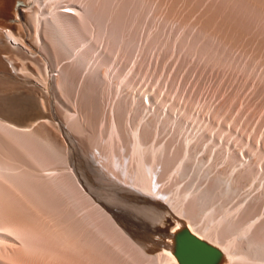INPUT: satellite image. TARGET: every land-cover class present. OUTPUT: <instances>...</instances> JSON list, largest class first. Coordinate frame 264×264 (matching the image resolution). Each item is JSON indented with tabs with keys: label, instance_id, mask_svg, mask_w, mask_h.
Segmentation results:
<instances>
[{
	"label": "bare ground",
	"instance_id": "6f19581e",
	"mask_svg": "<svg viewBox=\"0 0 264 264\" xmlns=\"http://www.w3.org/2000/svg\"><path fill=\"white\" fill-rule=\"evenodd\" d=\"M151 1L0 0V264H264V0Z\"/></svg>",
	"mask_w": 264,
	"mask_h": 264
},
{
	"label": "rangeland",
	"instance_id": "374dc122",
	"mask_svg": "<svg viewBox=\"0 0 264 264\" xmlns=\"http://www.w3.org/2000/svg\"><path fill=\"white\" fill-rule=\"evenodd\" d=\"M160 3H159V0H152L151 2H150V4L148 5V9H147V11H146V14L144 15V17L146 18H143L144 20L141 22V26L138 28L139 30H138V34H139V43L137 44V48H135L134 49V51H133V53L131 54V55H129V57H125V54H123V59H121V56H120V61L122 62V63H124V61H125V65L126 66H128V65H131L132 63H136V61H138L137 59H139L141 56H143V55H148L149 57L151 56V55H155V56H157L158 54H159V52L161 51V50H163V51H167V47H168V45H169V43H172V42H174V40L177 38V37H180V36H182L183 34H186V33H188V27L187 26H185L184 24H182L181 23V20L179 19V18H175V19H173V20H171V21H169V22H167L166 23V25L164 24V19H165V17H164V9H163V7H159L160 5H159ZM159 5V6H158ZM150 6V7H149ZM152 7V8H151ZM150 8V9H149ZM159 9H161V10H159ZM150 10V11H149ZM153 13V14H152ZM155 13H157V15L155 14ZM148 14V15H147ZM152 15H155L154 17H152ZM152 17V18H151ZM158 19H157V18ZM150 18H151V20H150ZM194 18V17H193ZM11 21V20H10ZM145 21V22H144ZM150 21H152V22H150ZM154 21H155V24H154ZM173 21V22H172ZM149 22L151 23V24H149ZM180 22V23H179ZM144 23V24H143ZM142 24L144 25V26H142ZM149 24V25H148ZM168 25V26H167ZM151 26V27H150ZM143 27V28H142ZM168 28V29H167ZM148 29V30H147ZM157 29H161V38L163 39V43H164V45H162V44H160V45H157L155 48H153V49H148V45H146V44H148V41H149V34L152 32V31H154V30H157ZM141 30V31H140ZM143 30V31H142ZM145 31V32H144ZM141 33V34H140ZM168 33V34H167ZM147 35V36H146ZM166 36V37H165ZM145 41V42H144ZM170 41V42H169ZM144 42V43H143ZM141 44H143V46L141 45ZM162 45V46H161ZM165 48V49H164ZM174 48V50H172ZM145 49H146V51H145ZM178 49V50H177ZM239 50V51H238ZM238 50H235V56H239V55H241L240 53L242 52L241 51V48H239ZM144 51V52H143ZM153 51V52H152ZM175 51H177V52H175ZM238 51V52H237ZM241 51V52H240ZM120 52H122V51H120ZM171 52V53H170ZM172 54H174V55H180V56H182V57H185L186 58V61L187 62H189V61H193V62H195V63H197V64H202L203 62L201 61V60H199L196 56H194V55H190L189 53H185V50H181V49H179V48H177V46L176 47H174V46H172L171 47V49L169 50V55L167 56V58H169ZM120 55V53H118L117 54V57ZM242 56V55H241ZM242 58H244L243 56H242ZM264 57H261V59L259 58V59H257L256 60V62L254 63V65L255 66H257L258 68H259V70H260V73L262 72V70H264V65H263V59ZM126 59V60H125ZM135 59V61H133ZM192 59V60H191ZM129 61V62H128ZM262 62V63H261ZM263 65V66H262ZM221 70H226V68H221ZM228 71H230V69L228 70ZM149 73V72H148ZM257 77H258V75H257ZM141 79H143V78H141ZM141 79H140V81H141ZM145 79V78H144ZM138 80V79H137ZM140 81H139V84H141L142 83V81H141V83H140ZM145 81V80H144ZM143 81V82H144ZM142 85V84H141ZM156 85V84H155ZM156 86H158V85H156ZM156 86H152L153 88H155ZM156 89H159V87H157ZM165 89V88H164ZM164 89H162V91L163 92H165L166 91V89L164 90ZM181 100L183 101L184 99L183 98H181ZM138 111H140V110H138ZM138 111H136L137 113H138ZM233 122L232 121H228V123L226 124L227 125V129L223 132V131H221L220 130V128L218 127L216 130H215V133H217L216 135H220V136H222V137H225V136H232V134H231V128L233 127ZM210 131V130H209ZM219 131L221 132V134L219 133ZM167 132V130H164V132H163V134H165ZM158 134V133H157ZM163 134H162V136H163ZM230 134V135H229ZM161 136V137H162ZM156 137V136H155ZM223 139V138H222ZM214 142L213 141H209V144H211V145H213V146H211V147H215V148H221L222 147V145L221 144H218V145H216V146H214L215 145V143L213 144ZM194 174H195V172H193V173H191V175H190V177H193L194 176ZM253 187H254V185H252V186H250V184L249 185H247L245 188H243L242 190H240V193L238 194L239 195V197H237L236 199H235V203L238 201L237 199H243V198H245L247 195H246V193L248 194L249 192H250V190L251 189H253ZM249 189V190H248ZM243 193V194H242ZM244 195H246V196H244ZM242 196V197H241ZM237 200V201H236ZM229 208H231L232 207V205H229L228 206ZM50 259H51V257H49L47 260L48 261H50ZM80 264H83V263H81L80 262Z\"/></svg>",
	"mask_w": 264,
	"mask_h": 264
},
{
	"label": "water",
	"instance_id": "95a60500",
	"mask_svg": "<svg viewBox=\"0 0 264 264\" xmlns=\"http://www.w3.org/2000/svg\"><path fill=\"white\" fill-rule=\"evenodd\" d=\"M199 243L203 244L202 242H199Z\"/></svg>",
	"mask_w": 264,
	"mask_h": 264
}]
</instances>
